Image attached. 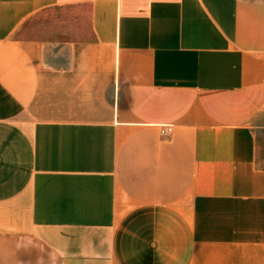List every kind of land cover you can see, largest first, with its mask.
<instances>
[{"label": "crops", "instance_id": "crops-1", "mask_svg": "<svg viewBox=\"0 0 264 264\" xmlns=\"http://www.w3.org/2000/svg\"><path fill=\"white\" fill-rule=\"evenodd\" d=\"M0 264H264V0H0Z\"/></svg>", "mask_w": 264, "mask_h": 264}, {"label": "rangeland", "instance_id": "rangeland-1", "mask_svg": "<svg viewBox=\"0 0 264 264\" xmlns=\"http://www.w3.org/2000/svg\"><path fill=\"white\" fill-rule=\"evenodd\" d=\"M65 13L62 8H51L39 12L29 18L17 32L18 37H35L47 32L48 29L56 28L59 19L64 18ZM62 22V21H61Z\"/></svg>", "mask_w": 264, "mask_h": 264}, {"label": "built area", "instance_id": "built-area-1", "mask_svg": "<svg viewBox=\"0 0 264 264\" xmlns=\"http://www.w3.org/2000/svg\"><path fill=\"white\" fill-rule=\"evenodd\" d=\"M173 124L172 123H163L160 125V133L161 135H167L172 131Z\"/></svg>", "mask_w": 264, "mask_h": 264}]
</instances>
